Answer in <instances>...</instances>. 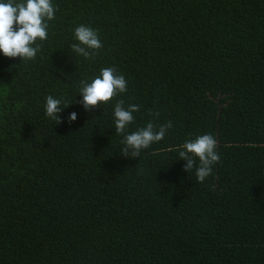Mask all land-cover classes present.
I'll list each match as a JSON object with an SVG mask.
<instances>
[{
	"label": "trees",
	"instance_id": "1",
	"mask_svg": "<svg viewBox=\"0 0 264 264\" xmlns=\"http://www.w3.org/2000/svg\"><path fill=\"white\" fill-rule=\"evenodd\" d=\"M51 3L34 60L0 53V264H264V0ZM82 24L92 58L71 48ZM105 67L127 91L86 111L81 81ZM118 100L139 105L129 134L173 125L139 158L120 153ZM203 134L220 161L201 183L178 150Z\"/></svg>",
	"mask_w": 264,
	"mask_h": 264
},
{
	"label": "clouds",
	"instance_id": "2",
	"mask_svg": "<svg viewBox=\"0 0 264 264\" xmlns=\"http://www.w3.org/2000/svg\"><path fill=\"white\" fill-rule=\"evenodd\" d=\"M56 9L51 0H25L23 3L0 2V53L5 57H19L21 60H34L40 46L37 40L47 39V21L55 18ZM15 26V27H14ZM74 37L79 43H73V51L85 58H92L96 51L102 47L97 30L79 25L74 29ZM33 45H36L33 47ZM127 91V81L119 74L115 67H105L91 82L81 81L79 94L81 99L74 101L80 103L86 111L107 103L118 93ZM45 115L55 124L62 123L59 113L68 104L61 106L60 99L49 95L45 98ZM139 111V105L129 104L124 106L123 100H118L114 107L115 132L123 136L120 143L121 155L128 158H139L142 150L148 149L153 143L161 141L172 128L171 121L155 126L148 122L145 127H140L130 134L128 125L134 121L133 113ZM149 115L159 116L158 112L149 111ZM77 113L71 112L67 117L68 122L75 121ZM217 140L211 134L198 135L194 139L186 140L178 150L179 157L186 161L183 169L190 172L195 169L197 182L204 180L211 174L212 166L220 161L216 151ZM198 158V166H197Z\"/></svg>",
	"mask_w": 264,
	"mask_h": 264
}]
</instances>
